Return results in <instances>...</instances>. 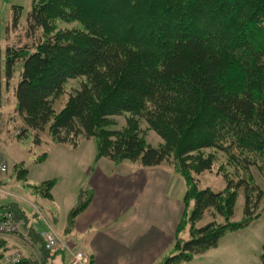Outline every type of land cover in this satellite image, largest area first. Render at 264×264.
Listing matches in <instances>:
<instances>
[{
    "label": "trees",
    "instance_id": "obj_1",
    "mask_svg": "<svg viewBox=\"0 0 264 264\" xmlns=\"http://www.w3.org/2000/svg\"><path fill=\"white\" fill-rule=\"evenodd\" d=\"M20 12V6H12L6 29L15 30ZM58 18L82 27L56 28ZM25 21L27 42L7 45L2 63L8 83L15 64L22 62L14 89L22 119L17 137L28 130L38 136L49 123L48 134L56 143L76 147L94 137L97 159L142 167L173 162L186 187L183 200H192L193 208L160 264L188 261L260 216L255 212L259 200H252L246 179L235 185L228 180L223 198L222 191L198 188L195 174L215 163V153L206 149L226 151L236 162L232 150L239 151L244 168L258 163L245 153L264 159V0H31ZM78 78V87L54 112L65 85ZM1 101L0 58V106ZM121 115L125 125L111 128ZM140 121L162 143L147 142ZM13 167L18 179L26 178V168ZM55 182L47 179L32 187L51 198ZM240 186L245 216L232 221ZM90 198L81 192L69 225ZM208 211L224 217V223L211 219L196 226ZM186 224L189 236L183 239L178 233ZM259 260L264 264V242Z\"/></svg>",
    "mask_w": 264,
    "mask_h": 264
},
{
    "label": "crops",
    "instance_id": "obj_2",
    "mask_svg": "<svg viewBox=\"0 0 264 264\" xmlns=\"http://www.w3.org/2000/svg\"><path fill=\"white\" fill-rule=\"evenodd\" d=\"M48 154L40 163L64 174L56 177L51 198L41 196L32 187L55 178L46 170H42L43 179L30 186L32 191L23 190L32 199L0 185V204L24 217L28 230L24 239H0V253H20L23 264H67L66 252L50 254L44 249L39 232L45 226L36 212L39 210L69 245L88 254L89 264H160L170 254L185 188L169 166L142 167L125 160L114 164L106 157L92 160L78 153L61 161ZM70 179L73 184L68 182ZM81 192L84 196L91 194V198L71 225L69 219L61 217L60 210L45 208L46 200H62L69 202L71 209Z\"/></svg>",
    "mask_w": 264,
    "mask_h": 264
},
{
    "label": "rangeland",
    "instance_id": "obj_3",
    "mask_svg": "<svg viewBox=\"0 0 264 264\" xmlns=\"http://www.w3.org/2000/svg\"><path fill=\"white\" fill-rule=\"evenodd\" d=\"M13 5L21 7L20 21L15 30H10L6 29V25L11 21ZM30 6L31 0H0V58L2 66V101L0 106V165L4 164L6 166V169L4 171H0V185L7 190L19 191V193L24 195L26 199H32V197H30V195H26L24 191H32L30 186L33 184H37L39 178L43 179L44 170H46L45 172L47 174L54 175L55 180L57 179L56 177L60 178L61 175H64L60 174V172L55 167L48 166L47 163L34 161L36 157L43 152L49 153L48 155L55 156L61 161L65 160L69 155H73L75 153L81 154V156L84 157H92V160H97V144L94 137H90L89 139H81L76 147H72L69 144L65 143H56L50 138L48 134L47 130L49 123L46 125L44 130L38 132V136L35 135L34 130H28L25 136H23L22 138L17 137V134L20 133V128L22 126V119L16 111V98L14 89L20 77L22 62L19 61L15 64V71L8 83H6L4 67L2 63L4 60L5 49L7 45H17L18 41L19 43L27 42V38H25L24 36L26 28L25 18L27 11L30 9ZM55 26L56 28L61 29H69L76 26L82 27L78 21H66L61 18L55 20ZM80 80L81 79L78 78L70 79L68 81V83L65 85V92L60 95V97L53 103V109L55 110L54 112H58L62 109L67 100L69 91L74 87H78ZM115 118L116 123L110 126L111 128H120L125 125V115L116 116ZM139 128L142 136L150 144L159 145L160 143H162L161 138L154 131L148 129L147 124L144 121H140ZM225 145L227 146L228 144L226 143ZM209 151L215 153V163L212 166L211 170L204 171L200 174H195L197 187L201 189L209 188L214 192L222 191L223 198H226L229 192L226 187L228 184V180L231 181L232 185H235L240 181L241 178H244L247 182H249V191H251L252 200H259L255 212L260 213V216L256 219H253L245 227L226 232L220 238V244H218V247L211 248L200 255H194L190 260L184 261L183 263L259 264V255L262 250V243L264 242V159L257 158L255 155L248 156L249 154L245 153V155H247L246 157H248L250 160H256V162L258 163L249 164L246 168H244L240 164L243 162H241L242 157H240L238 154L239 151H235L234 149L232 150L233 154H235V158H238L237 162L234 160V158L233 162L232 158H229L230 154L226 153V151L219 149L205 150L206 153H208ZM17 163L21 164L28 170L25 179H18L16 177L13 166ZM163 164L169 166L172 170L171 172L176 174L184 184L182 176L173 167V162ZM76 179H78L77 176ZM68 182L70 184H73V180L71 179ZM184 188L186 189L185 184ZM185 189L181 194L182 212L179 216L177 227H179L183 219L189 217V214L193 208L192 200H190L189 198L186 201L183 200ZM243 190L244 189L242 186L236 188L235 190V192L237 193L235 197L236 201L234 214L230 219L232 221H241L245 216V194ZM259 193L261 195L256 199ZM46 202V209L54 208L58 210V212L60 210L61 217L67 219H69L71 210L77 205L75 204L70 209L69 202H63L62 200H54L52 202L46 200ZM1 206L4 207L3 205ZM13 208L15 209V207ZM211 219H216V221L219 223H224L225 221L224 217L213 215L211 211H208V213H205L203 218L199 219L195 225H202ZM189 225L186 224L178 233V236L180 238H188ZM56 231L58 230L56 229ZM16 237L22 239L20 235H17ZM62 239L66 240L65 238ZM70 246L76 249H81L76 246ZM11 253H14V251L8 253L4 252V255H9ZM60 260L61 259H58V261Z\"/></svg>",
    "mask_w": 264,
    "mask_h": 264
},
{
    "label": "built area",
    "instance_id": "obj_4",
    "mask_svg": "<svg viewBox=\"0 0 264 264\" xmlns=\"http://www.w3.org/2000/svg\"><path fill=\"white\" fill-rule=\"evenodd\" d=\"M5 169L6 166L4 164L0 165L1 171ZM36 212L45 226L39 234L42 245L47 252L50 254L66 252L68 254L67 264H89V256L85 251L71 247L44 219L42 213L39 210H36ZM26 224L24 217L17 216L11 209L0 205V239L17 235L24 239L28 232ZM21 259L20 253L14 252L9 255H3L0 258V264H18Z\"/></svg>",
    "mask_w": 264,
    "mask_h": 264
}]
</instances>
